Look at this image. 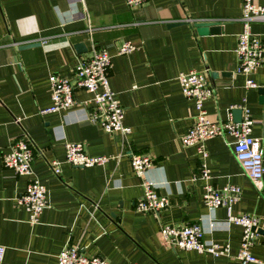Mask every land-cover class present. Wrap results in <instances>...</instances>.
<instances>
[{
  "label": "crops",
  "instance_id": "0c3cea01",
  "mask_svg": "<svg viewBox=\"0 0 264 264\" xmlns=\"http://www.w3.org/2000/svg\"><path fill=\"white\" fill-rule=\"evenodd\" d=\"M255 1L264 6V0ZM241 5L242 0H147L129 8L124 0H0V155L19 137L28 140L34 177L45 187L48 203L31 224L16 202L28 178L17 176L0 160V264H57L66 245L111 264H240L235 257L242 228L227 223L225 209L205 207L206 183L192 180L200 172L197 147L180 145L195 110L177 78L207 71L213 95L204 108L212 121L225 122L232 107L245 106L264 164V67L252 77L254 89L245 88V78L235 73ZM198 21L222 24L218 33L200 36L193 27ZM250 28L264 41V21L252 22ZM122 42L134 51L117 55ZM29 43L39 45L23 47ZM79 43L85 52L76 51ZM93 45L111 56L109 85L125 109L128 134L110 135L94 126L90 105L40 113L51 105L49 77L75 82L74 68ZM75 97L82 103L91 96L78 89ZM66 142L84 143L90 156L120 158L89 168L63 163L57 176L49 163L64 160ZM232 142L229 135L205 141L208 183L239 186L241 197L232 214L256 216L264 226V176L257 189L236 161ZM127 152L152 159L146 177L171 201L158 217L135 210L143 187L123 156ZM195 221L206 242L229 244V256L172 250L162 243V225ZM259 234L251 252L262 258Z\"/></svg>",
  "mask_w": 264,
  "mask_h": 264
},
{
  "label": "built area",
  "instance_id": "2783aa9c",
  "mask_svg": "<svg viewBox=\"0 0 264 264\" xmlns=\"http://www.w3.org/2000/svg\"><path fill=\"white\" fill-rule=\"evenodd\" d=\"M129 8H135L147 0H124ZM264 21V6L255 0H242L239 22L243 26L242 32L237 37L235 54L237 67L235 73L245 78V88H257L253 75L264 67V41L260 36L251 31V23ZM134 51V46L128 42H122L116 47L117 55H125ZM111 70V56L105 49L92 46L89 54L80 59L74 68L75 82L58 75L49 77L50 99L49 108L40 113H55L65 111L82 105H90L89 121L100 128L106 134H128L130 130L123 125L125 109L120 105L109 85V73ZM207 71H190L178 75V83L183 97L193 103L195 110L194 120L187 133L179 137L182 147H197L201 163L199 175L192 180L205 182L203 203L208 210L223 208L227 211V223L242 228L240 246L236 259L240 264H264L262 258L255 257L251 249L260 234L256 229L263 230L261 219L250 215H233L232 207L240 200L241 188L236 185H226L216 188L210 183V171L206 159L208 153L205 141L214 137L229 135L232 137L233 153L243 172L251 180L253 185L261 188L264 176L263 152L259 139L251 136L254 120L250 111L242 109V121L234 123L229 113V119L225 122H217L209 119L204 108V103L213 95V91L207 80ZM83 90L90 94L88 101L78 103L75 93ZM236 108L232 107L231 109ZM230 109V110H231ZM230 112V111H229ZM64 160H53L49 163L52 172L60 175L61 165L68 164L71 167L89 168L104 165L111 159H119L120 156H90L85 151L84 143H64ZM129 158L133 173L142 180L143 194L135 203L138 213H151L158 217L159 214L171 206L168 197L161 196L157 192L156 185L150 182L146 174L153 167L152 159L146 154L123 153ZM2 165L13 171L17 176L28 178L25 191L17 196L16 202L23 207L29 217V222L35 224L40 215L47 208L46 189L34 177L32 161L33 153L28 140L19 137L11 144L9 151L0 155ZM159 237L162 243L172 250L196 251L200 254H208L213 257L229 256L230 246L227 243L206 242L204 232L199 221L188 224L162 225L159 229ZM4 247H0V261L3 258ZM57 264H111L105 258L95 255L88 256L75 245H66L57 255Z\"/></svg>",
  "mask_w": 264,
  "mask_h": 264
},
{
  "label": "water",
  "instance_id": "95a60500",
  "mask_svg": "<svg viewBox=\"0 0 264 264\" xmlns=\"http://www.w3.org/2000/svg\"><path fill=\"white\" fill-rule=\"evenodd\" d=\"M221 22H212V21H198L193 23V27L196 30L197 34L200 36L208 35L209 33H218L219 28L221 27ZM176 24H171L170 26H175ZM39 43H29L23 45V47H32L38 46ZM75 49L78 53H83L86 51V47L83 43H79L75 45ZM213 76H216V73H210ZM262 93V91H260ZM230 114L234 123H240L242 121V109L241 108H233L230 110ZM258 233L263 234V231L260 229H256Z\"/></svg>",
  "mask_w": 264,
  "mask_h": 264
}]
</instances>
